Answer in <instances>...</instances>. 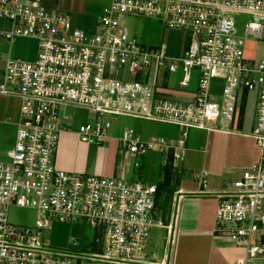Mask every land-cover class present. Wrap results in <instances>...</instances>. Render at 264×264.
I'll use <instances>...</instances> for the list:
<instances>
[{"label":"built area","instance_id":"obj_1","mask_svg":"<svg viewBox=\"0 0 264 264\" xmlns=\"http://www.w3.org/2000/svg\"><path fill=\"white\" fill-rule=\"evenodd\" d=\"M126 14L157 17L187 31L184 55H169L163 43H140L120 18ZM232 14L253 18L239 25ZM0 16L12 22L0 36L38 42L31 61L0 54V97L19 101L16 117L1 121L16 131L6 160H0V264H73L83 257L45 243L44 232L55 222H88L103 248L92 257L110 264H153L148 246L157 227L168 230L173 244L176 217L163 222L158 184L58 166L60 135L72 131L67 108L96 113L95 121L77 130L89 144L111 139L112 116L179 128L177 136L147 138L126 128L117 138L121 168L127 156L160 150L180 172L192 128L251 137L258 158L230 189L216 193L217 233L244 250L235 264H264V52L246 55L248 41L264 42V0H110L95 29L74 26L69 12L45 0H0ZM171 73L178 74L177 85L170 84ZM215 79L222 81L217 94ZM249 92L257 95L254 125L250 132L237 131L231 124ZM209 175L197 174L205 191ZM12 207L34 209L38 217L21 225L10 218Z\"/></svg>","mask_w":264,"mask_h":264},{"label":"crops","instance_id":"obj_2","mask_svg":"<svg viewBox=\"0 0 264 264\" xmlns=\"http://www.w3.org/2000/svg\"><path fill=\"white\" fill-rule=\"evenodd\" d=\"M45 2L51 7L69 12L71 17L80 16L89 29L97 25L101 16L95 13L97 5H89L88 0ZM106 7H103V11ZM12 126L14 139L16 128ZM178 134L179 131L171 136ZM116 140L112 138L115 143L111 141L110 145L96 147L83 142L77 131H64L60 137L59 167L89 174L116 175L119 166ZM185 147L186 158L182 170L190 176L184 179L178 176L175 185L170 187L172 202L175 204V238L171 247L165 239L164 250L159 252L156 248L148 252V258L153 264H235L243 258L244 250L217 233L216 193L230 189L232 182L242 177L244 171L258 158L259 151L251 137L220 129H198L191 136L189 133ZM201 170L210 172L206 191L197 178ZM153 240L151 237L150 242L154 246Z\"/></svg>","mask_w":264,"mask_h":264},{"label":"rangeland","instance_id":"obj_3","mask_svg":"<svg viewBox=\"0 0 264 264\" xmlns=\"http://www.w3.org/2000/svg\"><path fill=\"white\" fill-rule=\"evenodd\" d=\"M89 5L95 3L98 9L95 10L97 15H103V7L110 4V0H88ZM100 7V9H99ZM90 12V11H89ZM122 22L129 29L131 35L135 37L142 44L159 45L161 43L167 46V52L169 55L181 57L184 55L185 49L189 41V33L183 30H177L167 27L164 22L157 17H143L134 15H120ZM239 25H242L245 21L252 19L253 16L232 14L231 15ZM74 26L86 28L85 21L81 20L80 16L72 15ZM90 27V26H89ZM96 26H92L91 29H95ZM12 29V22L6 18L0 16V31H8ZM38 49V42L34 38L18 36L13 41L0 36V54L6 58L11 56L13 58L23 59L31 61L36 57ZM264 52L263 41H248L246 45V55L248 57H260ZM2 61H0V64ZM178 74H170V84L172 86L178 83ZM215 94L219 93L222 87V81L219 79L213 80ZM256 93L249 92L247 96V102L242 111L236 116V120L231 124V128L237 131L250 132L254 125L256 116ZM19 110V101L14 97H0V119L11 116L15 118ZM66 112L73 117L72 131H77L80 124L95 121L97 118L96 113L84 110L67 108ZM243 117V124H240V119ZM112 127L110 128L111 139L102 143L103 145H110L112 138H118L122 135L126 128L132 129L137 135L147 138L150 135L171 136L178 132L179 128L175 125L168 123H159L149 120H143L140 118H132L128 116H112ZM240 125H243L240 127ZM198 130L192 128L189 130L190 136L192 133ZM14 127L12 124H4L0 122V160H6V151L12 147L14 143L13 139ZM71 132V131H69ZM62 134V133H61ZM61 137V135H60ZM80 138V137H79ZM112 141V142H111ZM117 141V140H116ZM115 143V142H114ZM94 144L96 147L99 144ZM117 149L119 147L118 142ZM60 146V140H59ZM59 146L57 150V164L59 166ZM100 146V145H99ZM124 155L118 153V172L117 174L123 175L129 181H142L145 183H156L158 185L163 184V181L167 179L169 172L172 175V180L176 179L177 174L181 179L187 178L190 175L185 171L175 170L171 163H165V154L162 151H150L145 156L134 158L127 156L125 159L127 166L121 168ZM138 160L141 163L140 167H135L134 162ZM177 172V174L174 172ZM166 167V169H164ZM173 171H172V170ZM173 173V174H172ZM194 177V175H193ZM165 178V179H164ZM173 182V181H172ZM172 186L175 183H171ZM171 186V187H172ZM171 188L163 186L160 196L158 197L159 213L162 215L163 222L168 224L173 221V209L175 204L172 202ZM174 207V208H173ZM38 217V212L30 208L12 207L10 209V218L21 224L31 225ZM166 228H154L152 230V239L154 238V246L149 244L148 252L158 249L159 252L164 250L166 240L171 247V241L169 238L168 230ZM98 234L94 227L88 222H55L51 229H47L44 232L43 239L46 244L61 248L70 249L74 253L83 255L79 259L75 258L73 264H104L102 260L93 258L92 256L101 254L103 248L101 244L96 240ZM166 239V240H165ZM77 243L75 244V241ZM156 242V244H155ZM159 247V248H158ZM151 249V250H150Z\"/></svg>","mask_w":264,"mask_h":264},{"label":"trees","instance_id":"obj_4","mask_svg":"<svg viewBox=\"0 0 264 264\" xmlns=\"http://www.w3.org/2000/svg\"><path fill=\"white\" fill-rule=\"evenodd\" d=\"M171 167H172V165H171ZM172 169H173V167H172ZM172 169H171V170H172ZM173 170H174V169H173ZM173 170H172V171H173ZM174 172H175V170H174ZM175 173L177 174V172H175ZM172 174H173V173H172ZM166 176H168L167 179H166V181L164 180L162 186L160 185V187H159V190H158V191H159V192H158V197L160 196L161 189H162L163 186H166V187L168 186V187L170 188V187L172 186L171 183H173V182L175 183V181L178 179V174H177V177H176L177 179H174V180H172L173 178H172V175L170 174V172H169V174L166 175ZM172 181H173V182H172Z\"/></svg>","mask_w":264,"mask_h":264}]
</instances>
